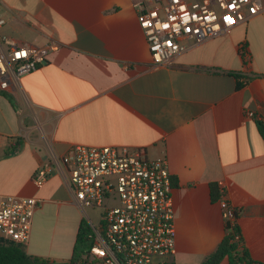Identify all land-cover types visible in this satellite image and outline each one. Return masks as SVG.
<instances>
[{
  "label": "crops",
  "instance_id": "1",
  "mask_svg": "<svg viewBox=\"0 0 264 264\" xmlns=\"http://www.w3.org/2000/svg\"><path fill=\"white\" fill-rule=\"evenodd\" d=\"M0 18V33L20 43L60 44L21 77L15 106L0 93V194L39 199L28 254L48 264L71 258L88 210L75 204L62 158L76 145H115L168 158L169 264H203L226 237L212 198L218 180L248 258L264 264V0L254 17L159 66L131 0H0ZM49 161L53 172L37 185Z\"/></svg>",
  "mask_w": 264,
  "mask_h": 264
},
{
  "label": "built area",
  "instance_id": "2",
  "mask_svg": "<svg viewBox=\"0 0 264 264\" xmlns=\"http://www.w3.org/2000/svg\"><path fill=\"white\" fill-rule=\"evenodd\" d=\"M131 1L155 66L172 64L193 45L228 32L262 10V0ZM4 23L0 18V27ZM59 48L56 41L20 43L0 33V93L15 92L21 77L46 64ZM242 52L249 60V54ZM62 159L69 168L75 204L85 211L101 210L98 223L86 214L94 244L79 264H165L162 259L174 256V185L167 157L149 159L142 149L115 145H76ZM52 172L53 162H46L35 174L36 184H44ZM217 184L226 235L232 234L242 251V236L234 230L238 212L227 196L225 181ZM38 205L35 197L0 194V237L27 244Z\"/></svg>",
  "mask_w": 264,
  "mask_h": 264
},
{
  "label": "trees",
  "instance_id": "3",
  "mask_svg": "<svg viewBox=\"0 0 264 264\" xmlns=\"http://www.w3.org/2000/svg\"><path fill=\"white\" fill-rule=\"evenodd\" d=\"M242 83H238V88L242 87ZM8 96L15 106V102L9 93ZM219 197V188L216 184L212 185V198L217 200ZM234 230L239 233V225L237 224ZM93 226L89 219L84 217L81 220L80 227L77 233L76 242L73 248L71 258L65 262L55 264H79L83 255L86 254L94 244ZM233 235L229 234L222 240L218 248L212 253L203 264H220L221 261L228 257L230 264H252L248 258V253L245 247L242 251L238 250L239 243L233 242ZM243 243V239H242ZM49 262L39 256L30 255L25 249V244L5 240L0 237V264H48ZM167 264V263H165Z\"/></svg>",
  "mask_w": 264,
  "mask_h": 264
},
{
  "label": "rangeland",
  "instance_id": "4",
  "mask_svg": "<svg viewBox=\"0 0 264 264\" xmlns=\"http://www.w3.org/2000/svg\"><path fill=\"white\" fill-rule=\"evenodd\" d=\"M118 202L117 201H114L113 202V204H117ZM87 213L90 215V217H91V220L94 222V223H98L99 222V220H100V216H99V214L101 213V210H93V209H88V211H87ZM163 261H167L168 260V258H164V259H162ZM167 264H169L168 263V261H167Z\"/></svg>",
  "mask_w": 264,
  "mask_h": 264
}]
</instances>
